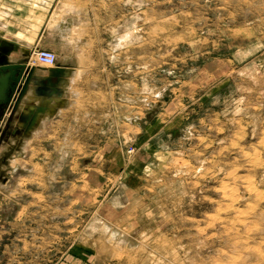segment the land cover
<instances>
[{
    "label": "rangeland",
    "instance_id": "374dc122",
    "mask_svg": "<svg viewBox=\"0 0 264 264\" xmlns=\"http://www.w3.org/2000/svg\"><path fill=\"white\" fill-rule=\"evenodd\" d=\"M67 5L82 95L11 158L0 264H264V0L19 3L23 38Z\"/></svg>",
    "mask_w": 264,
    "mask_h": 264
},
{
    "label": "crops",
    "instance_id": "0c3cea01",
    "mask_svg": "<svg viewBox=\"0 0 264 264\" xmlns=\"http://www.w3.org/2000/svg\"><path fill=\"white\" fill-rule=\"evenodd\" d=\"M31 2H38L42 5L48 4V0H0V54L2 50H9L10 61L18 62L25 60L23 56L26 57V55H31V52L35 49H51L57 54L56 66L47 67L44 65V67H41L43 72H38L36 69V73L41 76H48L51 68L60 65L65 69L66 76L60 86V96H35L33 91L30 90L26 98L28 101H23L20 109L15 113L12 121L9 123L8 133L5 134L8 142H4L0 146V182L7 183L9 189L7 191L0 189V195H7L9 192L12 194V177H14V174L18 171L19 166L21 165H17L15 171H13L12 174L7 175V173L10 172L8 167H11L10 159L14 155L21 160L27 157V154L32 149L33 144L47 133V129L54 122V120L64 118L66 112L73 110L78 105V100L82 95L77 86L80 76V71L76 64L78 56L75 55L71 49L74 47L71 35L72 25L76 20L71 22L68 26L69 30L66 32L68 42H63L61 45H57L48 38V33L58 31L55 27L56 25L62 24L67 26L64 22H62V19L66 14L72 13L77 19L74 9L70 8L69 5L64 6L60 22H56L54 19H50V17L46 27L41 32L38 41L33 45L23 38L22 33L24 31L26 32L28 28L23 27L22 24H20L19 17L17 16L19 3L31 4ZM67 8H70V10ZM63 45H71V47L64 48ZM59 48L64 49V51L60 54L58 53ZM31 65L34 64L27 62V66L29 68ZM72 78H74V80H72ZM55 81L56 80L54 79L53 82ZM22 113H25L23 118H21ZM8 116L9 113L6 114L5 118ZM34 119L35 122H33ZM30 125L31 128H29ZM27 141L29 142V146L26 150L25 146Z\"/></svg>",
    "mask_w": 264,
    "mask_h": 264
},
{
    "label": "water",
    "instance_id": "95a60500",
    "mask_svg": "<svg viewBox=\"0 0 264 264\" xmlns=\"http://www.w3.org/2000/svg\"><path fill=\"white\" fill-rule=\"evenodd\" d=\"M9 54V50H2L0 54V138L8 133V125L23 101H28L26 98L30 90L35 96H60V86L66 76L65 69L60 65L51 68L48 76L38 75L34 68H28L26 60L12 62ZM8 109L9 116L6 118V126H3ZM24 114L22 113L21 118Z\"/></svg>",
    "mask_w": 264,
    "mask_h": 264
},
{
    "label": "bare ground",
    "instance_id": "6f19581e",
    "mask_svg": "<svg viewBox=\"0 0 264 264\" xmlns=\"http://www.w3.org/2000/svg\"><path fill=\"white\" fill-rule=\"evenodd\" d=\"M75 20H77V19H76V16L74 14H72V13L66 14L63 17L62 22H64L67 26H64L62 24L56 25L55 27H56V29L58 31L57 32L48 33L49 40L55 42L57 45H61L63 42H68V38H67L66 32L69 30V27H68L69 24L71 22H74ZM41 67H44V65H42V64H40L38 62V63H35L34 65H31L30 68H34L35 71L37 69L38 72H43V70L41 69ZM22 148H24V147H22ZM10 160H11V167H10L9 174H12L13 171L16 169V165L12 164V161H13L12 159H10ZM0 189L6 190V191L8 190L7 185L6 184H3L2 182H0Z\"/></svg>",
    "mask_w": 264,
    "mask_h": 264
},
{
    "label": "built area",
    "instance_id": "2783aa9c",
    "mask_svg": "<svg viewBox=\"0 0 264 264\" xmlns=\"http://www.w3.org/2000/svg\"><path fill=\"white\" fill-rule=\"evenodd\" d=\"M37 61L47 67H53L57 64V54L46 48H39L37 51Z\"/></svg>",
    "mask_w": 264,
    "mask_h": 264
}]
</instances>
